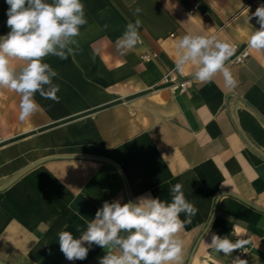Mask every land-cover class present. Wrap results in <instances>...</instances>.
I'll return each instance as SVG.
<instances>
[{"label": "crops", "instance_id": "crops-1", "mask_svg": "<svg viewBox=\"0 0 264 264\" xmlns=\"http://www.w3.org/2000/svg\"><path fill=\"white\" fill-rule=\"evenodd\" d=\"M82 3L88 23L75 54L45 59L59 74V102L37 94L40 111L20 121L19 95L0 89V264H99L106 251L95 245L86 259L67 260L57 233L78 237L105 201H170L177 183L198 209L179 234L183 264L228 263L236 250L209 247L212 234L247 242L249 264H264V52L247 46L260 27L247 17L264 0ZM137 6L141 43L121 54L115 42ZM8 7L0 0V36L10 31ZM187 32L248 48L244 64L226 62L235 88L221 74L195 80L192 65L187 92L160 86ZM144 51L157 59L142 62Z\"/></svg>", "mask_w": 264, "mask_h": 264}, {"label": "clouds", "instance_id": "clouds-1", "mask_svg": "<svg viewBox=\"0 0 264 264\" xmlns=\"http://www.w3.org/2000/svg\"><path fill=\"white\" fill-rule=\"evenodd\" d=\"M10 31L0 36V89H8L20 97L19 119L28 120L40 111L35 97L59 102L60 88L54 83L59 74L49 63L48 56L68 59L76 52L81 28L88 23L82 0H5ZM136 17L117 38V51L125 54L140 40L142 9H130ZM255 17L258 29L250 34L247 46L264 52V5L248 15ZM107 29L108 25L105 24ZM175 71L183 74L188 65L194 66L193 77L199 82H211L221 74L226 87L235 88L236 80L226 66L235 48L215 36L187 32L179 38ZM13 61L22 62L17 69ZM170 201L150 195L121 203L105 201L93 219L77 237L71 231L57 233L59 248L69 261L84 260L93 245L106 251L99 264H183V240L179 234L190 223L198 209L190 202L177 183L169 189ZM181 214L187 218L181 220ZM247 242L212 234L209 247L224 255L245 247ZM233 264H247L236 257Z\"/></svg>", "mask_w": 264, "mask_h": 264}, {"label": "built area", "instance_id": "built-area-1", "mask_svg": "<svg viewBox=\"0 0 264 264\" xmlns=\"http://www.w3.org/2000/svg\"><path fill=\"white\" fill-rule=\"evenodd\" d=\"M199 3H195L192 8L188 11L189 15H194L195 12L199 10ZM207 13H203V15H206ZM138 43H141V40H139ZM235 48L233 56L229 59L230 64H244L248 58H249V50L247 47L240 48L239 46L232 44ZM158 55L155 52L152 51H144L140 55V60L142 62H148L157 59ZM160 86L167 89L172 94H183L187 92L194 84V80L191 76L186 74L185 72L183 74H180L175 71V67L167 70L160 82ZM251 249L248 247H243L242 249H238L235 251V253L229 258L227 264H233V260L236 257H239L240 259L247 262V264L250 263L251 259Z\"/></svg>", "mask_w": 264, "mask_h": 264}, {"label": "water", "instance_id": "water-1", "mask_svg": "<svg viewBox=\"0 0 264 264\" xmlns=\"http://www.w3.org/2000/svg\"><path fill=\"white\" fill-rule=\"evenodd\" d=\"M36 166V164L30 166L29 168H27L26 170H24L23 172H21L20 174H18L17 176H15L5 187L9 186L10 184H12L15 180H17L22 174H24L25 172H27L29 169H31L32 167Z\"/></svg>", "mask_w": 264, "mask_h": 264}]
</instances>
